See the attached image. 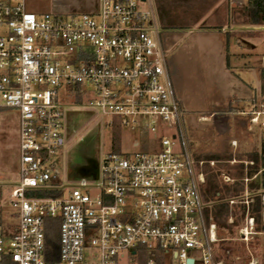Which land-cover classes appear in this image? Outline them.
<instances>
[{
	"label": "built area",
	"instance_id": "built-area-1",
	"mask_svg": "<svg viewBox=\"0 0 264 264\" xmlns=\"http://www.w3.org/2000/svg\"><path fill=\"white\" fill-rule=\"evenodd\" d=\"M78 87L80 104L69 101ZM81 106L142 125L160 149L108 152L90 176L59 184L53 158ZM0 108L19 112L21 151L10 195L17 221L0 222V264H226L215 253L218 227L200 189L204 161L197 165L188 151L154 0H98L94 12L43 14L26 0H0ZM247 114L264 127V102ZM252 178H243L241 201L229 200L246 205L244 241L256 226ZM56 220L54 259L46 229Z\"/></svg>",
	"mask_w": 264,
	"mask_h": 264
},
{
	"label": "rangeland",
	"instance_id": "rangeland-1",
	"mask_svg": "<svg viewBox=\"0 0 264 264\" xmlns=\"http://www.w3.org/2000/svg\"><path fill=\"white\" fill-rule=\"evenodd\" d=\"M164 2L172 22L167 28L161 26L158 0H154L160 36L168 56L172 88L181 107L188 151L197 165L204 161L201 167L205 181L200 184L203 195L208 169L219 172L221 184H231L238 178L239 165H247L251 154L260 151L264 127L252 125L247 112L264 99L260 82L264 25L253 22L247 0ZM26 6L38 14L94 12L98 0H26ZM77 98L75 94L69 101L80 104ZM152 148L160 149V143L142 125L124 124L116 115L81 106L69 115L64 147L53 158L59 170L56 178L59 184L71 185L81 176H90L108 152L131 154ZM212 154L223 158L207 157ZM20 157L19 112L0 108V222L4 225L17 221L12 216L15 209L10 195L20 178ZM245 190L227 200L241 201ZM237 204L231 206L229 202V223L235 212L239 214ZM244 221L239 220L231 230L218 228L215 253L226 264H249L254 259L264 264V231L254 229L244 241L239 235Z\"/></svg>",
	"mask_w": 264,
	"mask_h": 264
},
{
	"label": "trees",
	"instance_id": "trees-1",
	"mask_svg": "<svg viewBox=\"0 0 264 264\" xmlns=\"http://www.w3.org/2000/svg\"><path fill=\"white\" fill-rule=\"evenodd\" d=\"M164 1L158 0V15L161 26L167 28L168 25L171 24L172 19L168 17L169 13L166 9L168 5ZM248 2L249 5L247 11L253 17V22L255 24L264 25V0H248ZM227 61H229V54L227 56ZM260 82L261 93L264 96V67H262L260 70ZM77 95V100L80 103L83 102L81 101L83 98L79 87L77 88ZM262 102H264V99ZM207 157L215 159L223 158V156L220 154H212L208 155ZM228 157L230 158L231 155ZM249 160L252 161L253 164L248 163L245 165V163H241L239 165L238 178H236L237 180L231 184H221L218 180L219 172L212 171L211 168L208 169L206 185L203 189L204 199L206 202H208L206 206V215L208 221L216 223L218 228L231 230L233 225L238 224L239 220L242 221L244 219L246 205L243 203H238L236 206L238 208L239 214L235 212L234 221L232 223L228 222L231 210L229 199L227 200V198L229 196H236L240 194V191L245 189L243 178L246 174H248L251 178L257 174V176L252 178L248 183L249 194L252 200L249 205V214L255 218V229L257 231H264V222L262 221L264 206L261 201V191L264 190V136L260 151L256 150L253 152ZM50 194L54 195L57 193L52 191ZM46 244L47 249L55 256L54 259L57 258L59 251V221L57 222L56 220V222H49V225L46 229ZM218 258L222 259L221 256Z\"/></svg>",
	"mask_w": 264,
	"mask_h": 264
},
{
	"label": "water",
	"instance_id": "water-1",
	"mask_svg": "<svg viewBox=\"0 0 264 264\" xmlns=\"http://www.w3.org/2000/svg\"><path fill=\"white\" fill-rule=\"evenodd\" d=\"M95 171H97V166H95L94 169L91 170V173H92V172H95Z\"/></svg>",
	"mask_w": 264,
	"mask_h": 264
},
{
	"label": "crops",
	"instance_id": "crops-1",
	"mask_svg": "<svg viewBox=\"0 0 264 264\" xmlns=\"http://www.w3.org/2000/svg\"><path fill=\"white\" fill-rule=\"evenodd\" d=\"M55 7H56V6H55ZM55 7H54V8H55ZM56 9H57V7H56ZM227 56H228V54L226 55V62H227V64H228V63H229V61H227ZM250 127H251V126H250Z\"/></svg>",
	"mask_w": 264,
	"mask_h": 264
}]
</instances>
